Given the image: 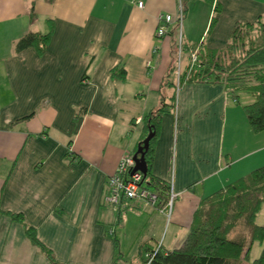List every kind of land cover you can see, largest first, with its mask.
Instances as JSON below:
<instances>
[{
    "label": "crops",
    "instance_id": "1",
    "mask_svg": "<svg viewBox=\"0 0 264 264\" xmlns=\"http://www.w3.org/2000/svg\"><path fill=\"white\" fill-rule=\"evenodd\" d=\"M215 2L216 16L203 0H0V264H118L130 229L171 251L170 226L186 236L206 198L264 166V131L251 132L241 107L251 97L240 105L222 85L165 83L179 31L172 22L156 40L158 15L184 9L188 57L264 14V0ZM49 20L42 53L14 50ZM172 102L149 142V173L175 195L169 217L136 200L106 204L107 178L146 135L143 118ZM145 240L147 252L159 245Z\"/></svg>",
    "mask_w": 264,
    "mask_h": 264
},
{
    "label": "trees",
    "instance_id": "2",
    "mask_svg": "<svg viewBox=\"0 0 264 264\" xmlns=\"http://www.w3.org/2000/svg\"><path fill=\"white\" fill-rule=\"evenodd\" d=\"M203 1L212 5L215 16L220 12L215 0ZM28 16L30 21L34 18L32 8ZM47 22L49 24L50 20ZM214 24L215 19L211 18L209 28ZM48 26L49 30L45 34L27 33L22 36L16 41L14 50L21 52L32 48L37 54L42 53L50 40L52 26ZM230 29L228 41L221 49H203L195 45L190 51L197 53L196 64H189V52L185 67L176 75L175 83H172L169 79L176 71L177 60L174 58L173 67L165 76V83L176 87L175 92L187 82L222 85L235 102L239 93L249 95L252 102L241 106L242 112L251 132L259 133L264 131V14L250 23H235ZM121 70L118 69L117 77H121ZM168 108L172 111L173 102L162 103L143 118L146 135L148 129L153 133L149 142L155 136L158 119ZM150 151L148 145L144 153L147 169L142 177L147 180L145 189L156 195L155 209L163 210L168 200L169 184L150 175ZM202 203L203 207L193 212L188 233L181 245L169 251L164 250L160 243L147 252L145 264H264V226L255 224L264 203V166L224 185V188ZM27 236L36 244L31 232L27 231ZM254 244L260 247V253L257 258L249 260Z\"/></svg>",
    "mask_w": 264,
    "mask_h": 264
},
{
    "label": "built area",
    "instance_id": "3",
    "mask_svg": "<svg viewBox=\"0 0 264 264\" xmlns=\"http://www.w3.org/2000/svg\"><path fill=\"white\" fill-rule=\"evenodd\" d=\"M141 2H137V8H140ZM183 9L180 4L177 6V12L175 18H171L167 14H160L156 17L157 26L154 30V38L159 40L161 38L168 37L166 27L170 24L175 23L178 33L176 43V54H177V65L179 62L180 51H182L181 42V23H182ZM197 53L191 52L189 56V64H196ZM179 66V65H178ZM176 75L179 69L175 71ZM133 156L130 154H123L122 158L118 161L115 166V170L110 177L107 178L106 191L107 194L104 196V202L110 206H118L121 201H140L144 205H148L155 208L157 204L156 195L149 189H145L146 182L141 173L134 171ZM175 195L172 193L171 185L169 184V192L167 202L162 211H165L166 217H169ZM111 234V232H109ZM148 264V263H147Z\"/></svg>",
    "mask_w": 264,
    "mask_h": 264
},
{
    "label": "rangeland",
    "instance_id": "4",
    "mask_svg": "<svg viewBox=\"0 0 264 264\" xmlns=\"http://www.w3.org/2000/svg\"><path fill=\"white\" fill-rule=\"evenodd\" d=\"M167 38H169V37H167ZM173 57L177 60V55L175 57V55L173 54ZM187 59H188V57L185 54H181V56L179 57V62H178L179 66L177 65V61L175 62L176 70H177V68L179 69L180 66L182 68L183 64H185V62H187ZM174 76H175V81H176L177 76H176V72L175 71H174V74H173V77H172L173 80H174ZM249 98H250L249 95H246L244 93H242V94L239 93V95H238V99H239L238 103L240 105H242L244 100L245 99H249ZM261 206H262L261 210H260L259 214L256 217L257 218L256 219V224H259V223L263 224L264 223V203ZM129 228H130V226H129ZM170 231L168 232V236L166 238V243L170 240V237H172V238L174 237L173 241L176 240L177 242H179L180 244H178V245L180 246L185 235H183V237H182V236H179L178 234H175L174 232H172V227L171 226H170ZM142 235L143 234H141V236ZM141 236H139V235L136 236V234H134V232H131V229H130V232H128L126 238H124L125 240L122 241V242L120 241L118 243V246H119L118 247V251H119V253H116V261L118 262V264H145L144 262L148 258V256H147L148 253L146 251V247L143 245L144 239L148 240L147 244H151L150 243L151 241L149 239L152 240L154 238H152L150 235H148V237L147 236H146V238L143 237L144 238L143 239ZM180 237H182V238H180ZM180 239H181V241H180ZM152 241H154L153 244H152L153 246L157 245V244L160 245V243H161V239L152 240ZM259 253H260V247L257 244H254L252 246L251 250H250L249 260H253V259L257 258Z\"/></svg>",
    "mask_w": 264,
    "mask_h": 264
},
{
    "label": "water",
    "instance_id": "5",
    "mask_svg": "<svg viewBox=\"0 0 264 264\" xmlns=\"http://www.w3.org/2000/svg\"><path fill=\"white\" fill-rule=\"evenodd\" d=\"M153 137V133L150 132V129L147 130V135L145 138L137 144V147L133 153L134 161V171H138L144 177L146 173V167L144 162V153L148 148V142Z\"/></svg>",
    "mask_w": 264,
    "mask_h": 264
}]
</instances>
